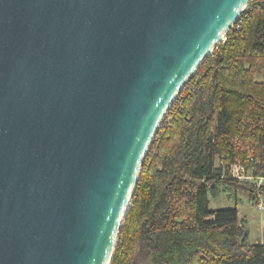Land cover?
<instances>
[{
  "label": "water",
  "instance_id": "95a60500",
  "mask_svg": "<svg viewBox=\"0 0 264 264\" xmlns=\"http://www.w3.org/2000/svg\"><path fill=\"white\" fill-rule=\"evenodd\" d=\"M251 0H0V264H111L142 165Z\"/></svg>",
  "mask_w": 264,
  "mask_h": 264
},
{
  "label": "trees",
  "instance_id": "16d2710c",
  "mask_svg": "<svg viewBox=\"0 0 264 264\" xmlns=\"http://www.w3.org/2000/svg\"><path fill=\"white\" fill-rule=\"evenodd\" d=\"M236 163L264 177V0L249 2L168 112L111 264H264L237 205L210 209L227 191L264 197L230 178Z\"/></svg>",
  "mask_w": 264,
  "mask_h": 264
},
{
  "label": "rangeland",
  "instance_id": "374dc122",
  "mask_svg": "<svg viewBox=\"0 0 264 264\" xmlns=\"http://www.w3.org/2000/svg\"><path fill=\"white\" fill-rule=\"evenodd\" d=\"M256 80H257V82H259V81L263 80V77L258 76V77H256ZM163 123H164V121H163ZM163 123H162V125H163ZM250 200H251L250 195L246 191H242V190H239L238 192L227 191L225 193H222V195L219 198L211 200L210 209L212 211L227 210V209H233L237 205V207L240 206V208H242V209L243 208H249L250 209V206H251L257 212H259L258 205L256 203L253 204L252 202H249ZM252 201H254V200H252ZM261 203H262V205L264 207V199L261 201ZM131 209H132V202H131V204L129 206V209L127 211V214H126V217H125V220H124V223H123V227L125 226L126 218L129 215ZM263 213H264V210L262 211V214ZM255 218H256L255 219V223L256 224L255 225H251V221H250V225H249V229L252 230V234L255 231V229L257 228L256 225L259 223L257 215L255 216ZM247 230H248V228H247ZM254 236L255 235L253 234L251 237H249V242H253V240L255 239ZM118 240H119V238H118ZM116 248H117V245H116Z\"/></svg>",
  "mask_w": 264,
  "mask_h": 264
},
{
  "label": "crops",
  "instance_id": "0c3cea01",
  "mask_svg": "<svg viewBox=\"0 0 264 264\" xmlns=\"http://www.w3.org/2000/svg\"><path fill=\"white\" fill-rule=\"evenodd\" d=\"M264 199V197H259L255 199V201L250 200L249 202H252L253 204L256 203L258 205L259 212H257L254 208L250 206L249 208H240L238 207L239 211V220L240 223L244 224L246 229L248 228L249 237H251L253 234L255 235V239L253 242H250L252 244H261L264 245V213L262 214V211L264 210V207L261 203V201ZM257 215L259 223L256 225L257 228L252 234V230L249 229L250 221L251 225H255V216Z\"/></svg>",
  "mask_w": 264,
  "mask_h": 264
},
{
  "label": "built area",
  "instance_id": "2783aa9c",
  "mask_svg": "<svg viewBox=\"0 0 264 264\" xmlns=\"http://www.w3.org/2000/svg\"><path fill=\"white\" fill-rule=\"evenodd\" d=\"M229 176L231 179H234L242 183L252 184L256 187L264 186V177L255 176L253 174L252 169H247L244 165L240 163L230 165Z\"/></svg>",
  "mask_w": 264,
  "mask_h": 264
}]
</instances>
